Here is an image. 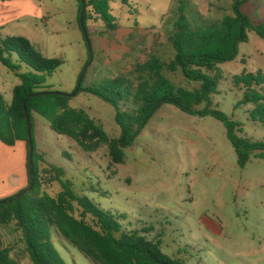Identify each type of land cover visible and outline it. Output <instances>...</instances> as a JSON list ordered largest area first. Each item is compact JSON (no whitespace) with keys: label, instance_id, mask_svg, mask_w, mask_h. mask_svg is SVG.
I'll list each match as a JSON object with an SVG mask.
<instances>
[{"label":"rangeland","instance_id":"1","mask_svg":"<svg viewBox=\"0 0 264 264\" xmlns=\"http://www.w3.org/2000/svg\"><path fill=\"white\" fill-rule=\"evenodd\" d=\"M233 2L112 0L111 12L117 23L112 31L87 8L92 45L89 55L78 22V0H25L28 17L8 27L2 37L24 36L45 56L61 59L62 65L46 84L53 91L71 94L88 63L83 88L128 76L153 55L168 60L172 57L169 38L181 14L193 28L203 27L232 15ZM244 10L255 21L264 19V0H248ZM0 68V76L11 86L21 82L1 61ZM219 68L224 78L211 96L210 107L238 122L241 136L264 141V125L250 116L253 104H240L244 91L232 83L233 77L243 72H264V40L250 33L249 42L241 44L239 57ZM27 71L26 66L20 69ZM167 74L178 86L193 89L198 85L180 71ZM7 90L4 96L10 103L12 91ZM70 105L85 110L110 138L119 136L111 104L80 92L72 96ZM35 139L49 164L62 167L78 189L88 188L86 194L102 208L124 215L126 227L149 229L147 238L160 240L162 251L176 264H264V159L252 155L241 168L226 128L216 118L189 115L165 104L136 143L125 150L120 164L112 162L108 145L85 152L76 141L53 132L37 114ZM17 163L16 148L2 146L0 199L11 196L6 184L14 182ZM42 169L41 194L57 196L62 190L60 183L45 172L50 169L46 164ZM52 239L66 264H93L57 232ZM0 245L22 264H33L14 221L0 223Z\"/></svg>","mask_w":264,"mask_h":264},{"label":"trees","instance_id":"2","mask_svg":"<svg viewBox=\"0 0 264 264\" xmlns=\"http://www.w3.org/2000/svg\"><path fill=\"white\" fill-rule=\"evenodd\" d=\"M78 1V22L82 29V1ZM85 1L87 8H92L109 30L116 28V18L111 12L112 0ZM247 1L234 0L232 15L203 27L193 28L187 17L181 14L169 38L172 48L170 59L153 55L138 64L128 76L109 79L100 87L83 88L81 85L76 96L80 92L89 93L114 107L115 121L120 128V134L115 138H110L102 125L85 110L72 107V97L56 94L30 97L35 93L53 91L46 83L63 61L45 56L24 36L0 37V61L21 81L14 87L10 103L0 91V142L9 147L18 142L26 145L28 185L19 192L34 181L33 188L23 196L16 198L17 192L0 199V223L14 221L17 224L33 264H66L53 242L54 231L93 264H176L162 251L160 240L147 238L145 233L149 229L126 227L122 222L124 215L102 208L86 194L88 188L78 189L74 179L67 177L62 167L47 162L46 153L37 148L35 114L43 117L53 132L76 141L85 152L108 145L112 162L120 164L124 161L125 150L136 143L157 111L163 105L171 104L189 115L212 116L221 121L241 168L247 165L252 155L264 159V141H252L241 136L238 122L210 107L211 96L218 92L220 81L224 78L219 66L239 57L241 44L249 42L250 33L264 40V19H252L244 10ZM87 18L86 9L84 23L89 35ZM23 66L28 68L27 72H20ZM176 71L198 85L193 89L178 86L167 74ZM232 83L235 88L244 91L240 104H253L252 120L264 125V72H243L234 76ZM24 104L30 116L35 144L32 177L29 174V139ZM63 154L70 157L67 152ZM42 164L50 168L45 172L52 175V180L61 185L62 190L57 196L46 192L41 194ZM0 264L22 263L11 256L9 249L0 245Z\"/></svg>","mask_w":264,"mask_h":264},{"label":"crops","instance_id":"3","mask_svg":"<svg viewBox=\"0 0 264 264\" xmlns=\"http://www.w3.org/2000/svg\"><path fill=\"white\" fill-rule=\"evenodd\" d=\"M25 0H0V37L2 33L7 30L11 25L17 26L20 22L28 17L27 9H25ZM14 36V35H9ZM2 71V68H0ZM13 85V84H12ZM8 89V90H7ZM12 89V90H11ZM14 86L8 83V80L0 76V91L4 95V91H12L13 96ZM5 97V96H4ZM0 148H2L3 143L0 142ZM13 148H16L18 153V163H17V175L14 177V182L10 183L7 181V187L11 190V196L24 189L28 185V176L26 170V145L24 142H18Z\"/></svg>","mask_w":264,"mask_h":264},{"label":"water","instance_id":"4","mask_svg":"<svg viewBox=\"0 0 264 264\" xmlns=\"http://www.w3.org/2000/svg\"><path fill=\"white\" fill-rule=\"evenodd\" d=\"M82 1V13H81V17H80V24L87 42V45L89 47V51H92V45L89 39V35L87 32V29L85 27V13H86V9H87V5H86V1L85 0H81ZM92 61V55H91V59L90 62ZM90 63H88V65H86V67L83 69L82 73L79 76L78 79V83H77V87L75 89V91L71 94L68 93H63V92H59V91H43V92H39V93H35L33 95H30V97L32 96H37V95H46V94H56V95H64V96H68V97H72L74 95L77 94V92L80 90L82 82H83V78L84 75L86 73L87 68L89 67ZM28 97V98H30ZM26 104V103H25ZM24 104V108H25V113H26V120H27V132H28V139H29V174L32 177L34 174V151H35V144H34V140H33V135H32V124H31V120H30V116L29 114L26 112V106ZM34 186V181L30 182V186L25 189L24 191L19 192L16 195V198H19L21 196H23L25 193L29 192Z\"/></svg>","mask_w":264,"mask_h":264}]
</instances>
